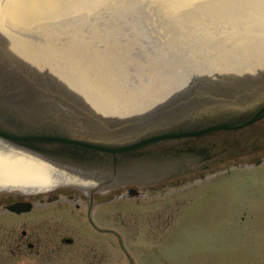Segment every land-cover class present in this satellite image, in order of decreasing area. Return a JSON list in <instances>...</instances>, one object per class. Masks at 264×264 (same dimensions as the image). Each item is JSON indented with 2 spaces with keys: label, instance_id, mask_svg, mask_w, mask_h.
I'll list each match as a JSON object with an SVG mask.
<instances>
[{
  "label": "water",
  "instance_id": "water-1",
  "mask_svg": "<svg viewBox=\"0 0 264 264\" xmlns=\"http://www.w3.org/2000/svg\"><path fill=\"white\" fill-rule=\"evenodd\" d=\"M264 150V0H0V192L164 184Z\"/></svg>",
  "mask_w": 264,
  "mask_h": 264
},
{
  "label": "rangeland",
  "instance_id": "rangeland-1",
  "mask_svg": "<svg viewBox=\"0 0 264 264\" xmlns=\"http://www.w3.org/2000/svg\"><path fill=\"white\" fill-rule=\"evenodd\" d=\"M204 174L138 197L119 193L112 264H125L117 258L124 252L156 253L161 264H264V163Z\"/></svg>",
  "mask_w": 264,
  "mask_h": 264
},
{
  "label": "flooded vegetation",
  "instance_id": "flooded-vegetation-1",
  "mask_svg": "<svg viewBox=\"0 0 264 264\" xmlns=\"http://www.w3.org/2000/svg\"><path fill=\"white\" fill-rule=\"evenodd\" d=\"M263 161L264 150L173 182L204 178V173L219 169L227 172L232 165L260 166ZM165 184L170 183L95 194L73 187L39 194L0 192V264H112V203L119 193L125 198L138 197L139 192L155 186L161 191ZM115 239L123 243L119 236ZM173 240L170 245L176 243ZM121 255L117 258L125 264H161L156 253L132 254L136 258L127 252Z\"/></svg>",
  "mask_w": 264,
  "mask_h": 264
}]
</instances>
